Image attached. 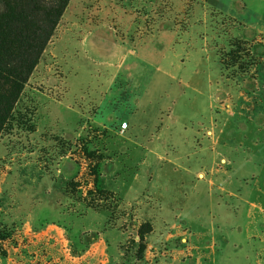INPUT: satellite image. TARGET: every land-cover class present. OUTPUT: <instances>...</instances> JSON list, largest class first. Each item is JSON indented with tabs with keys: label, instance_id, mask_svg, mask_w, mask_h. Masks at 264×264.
<instances>
[{
	"label": "rangeland",
	"instance_id": "1",
	"mask_svg": "<svg viewBox=\"0 0 264 264\" xmlns=\"http://www.w3.org/2000/svg\"><path fill=\"white\" fill-rule=\"evenodd\" d=\"M63 1L0 0V264H264V0Z\"/></svg>",
	"mask_w": 264,
	"mask_h": 264
},
{
	"label": "trees",
	"instance_id": "2",
	"mask_svg": "<svg viewBox=\"0 0 264 264\" xmlns=\"http://www.w3.org/2000/svg\"><path fill=\"white\" fill-rule=\"evenodd\" d=\"M67 3H68V0H64L63 1V5H66ZM46 5H47L48 8L54 7V6H56V1H52L50 3H46Z\"/></svg>",
	"mask_w": 264,
	"mask_h": 264
}]
</instances>
